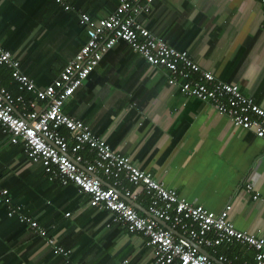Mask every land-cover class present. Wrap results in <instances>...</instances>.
Here are the masks:
<instances>
[{"label": "crops", "instance_id": "0c3cea01", "mask_svg": "<svg viewBox=\"0 0 264 264\" xmlns=\"http://www.w3.org/2000/svg\"><path fill=\"white\" fill-rule=\"evenodd\" d=\"M117 2L65 0L71 10L64 11L54 0H0L1 47L12 52L20 71L41 89L85 42L76 12L100 19ZM140 21L168 46L186 51L202 71L238 85L264 110L263 3L154 0ZM36 106L41 109L43 104ZM62 112L189 204L214 213L229 205L228 220L238 231L264 239L262 140L233 127L208 105L180 95L166 84L165 71L148 66L123 42L102 56ZM60 133L69 139L66 131ZM79 155L89 158L85 150ZM97 177L103 186L110 183ZM119 180L116 190L130 192L134 211L147 216L149 197L141 187ZM0 187L10 204L20 206L68 251L66 257L54 254L25 225L6 217L0 204V264L151 263V249L140 235L113 223L102 207L89 206L86 195L69 181L63 183L30 162L20 145L9 144L1 131ZM171 233L182 236L177 229ZM202 250L211 259L223 256V264H251L253 257L251 250L234 243Z\"/></svg>", "mask_w": 264, "mask_h": 264}, {"label": "built area", "instance_id": "2783aa9c", "mask_svg": "<svg viewBox=\"0 0 264 264\" xmlns=\"http://www.w3.org/2000/svg\"><path fill=\"white\" fill-rule=\"evenodd\" d=\"M153 1L118 0L113 11L100 19L77 11V22L83 27L85 42L57 77L41 89L20 72L18 60L0 44V67L9 69L10 79L19 91L33 95L32 99L25 100L21 94L13 96L0 86L1 134L9 144L20 145L22 154L51 177L78 187L86 195L89 206L102 207L112 215L113 223L122 225L129 234L140 235L151 249L150 264H223V256L211 259L198 249L214 251L220 245L231 243L253 252L251 264H264V239L238 231L228 220L229 205L214 213L200 205L189 204L173 189L166 188L149 173L134 166L128 157L111 149L82 122L62 112L63 105L102 56L117 42H123L148 66L165 71L166 84L180 95L208 105L227 118L233 127L261 139L264 146V110L244 96L238 85L222 82L202 71L186 51L168 46L138 20L150 10ZM257 1L264 4V0ZM54 2L64 11L71 10L65 0ZM37 102L43 104L41 109L37 108ZM60 130L66 131L69 139L62 136ZM82 150L87 151L89 158L79 155ZM80 163L81 167L78 166ZM98 174L110 183L103 186ZM120 177L141 187L149 197L147 216H139L127 202L133 199L130 192L120 194L116 190ZM245 190H251L249 183ZM0 204L5 206L6 217L25 225L54 254L68 255V251L57 245L35 219L22 213L20 206L10 204L7 191L1 187ZM158 220L179 230L182 236H173L171 231L158 225Z\"/></svg>", "mask_w": 264, "mask_h": 264}, {"label": "trees", "instance_id": "16d2710c", "mask_svg": "<svg viewBox=\"0 0 264 264\" xmlns=\"http://www.w3.org/2000/svg\"><path fill=\"white\" fill-rule=\"evenodd\" d=\"M151 7V6H150ZM150 11V10H149ZM143 13L140 15L138 20H141V18L149 13ZM85 35V34H84ZM10 52V51H9ZM12 54V52H10ZM13 55V54H12ZM16 58V57H15ZM17 59V58H16ZM19 63V62H18ZM20 70V68H19ZM21 72V71H20ZM9 69H6L5 67H0V86L4 87L6 90H8L13 96L17 94H21L25 100L32 99L33 95L27 92L19 91L17 89V85L13 83L10 79ZM22 73V72H21ZM229 245V244H228ZM224 246V245H220ZM219 247V246H218ZM217 248V247H216Z\"/></svg>", "mask_w": 264, "mask_h": 264}, {"label": "water", "instance_id": "95a60500", "mask_svg": "<svg viewBox=\"0 0 264 264\" xmlns=\"http://www.w3.org/2000/svg\"><path fill=\"white\" fill-rule=\"evenodd\" d=\"M127 202H129V200H127ZM158 222L160 223V225H162L163 228L172 231V229H171L167 224H165L164 222H161V221H159V220H158ZM198 250H199L200 252H202V253H205V251L202 250L201 248H199Z\"/></svg>", "mask_w": 264, "mask_h": 264}]
</instances>
